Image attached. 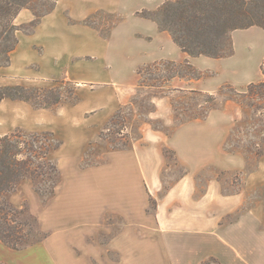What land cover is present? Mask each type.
Listing matches in <instances>:
<instances>
[{
	"label": "rangeland",
	"instance_id": "374dc122",
	"mask_svg": "<svg viewBox=\"0 0 264 264\" xmlns=\"http://www.w3.org/2000/svg\"><path fill=\"white\" fill-rule=\"evenodd\" d=\"M155 11L142 9L132 17L152 20L143 14ZM53 12L51 28L38 35L35 44L17 45V67L0 76V89L13 88L10 95L29 99L13 100L22 104L15 114L0 113V135L17 129L49 132L60 146L51 155L60 171L53 195L42 193L43 185L30 180L7 195L23 212L22 220H37L47 237L55 232L85 242L94 230L86 222L88 211L72 199L75 187L99 177L112 152L148 143L162 146L164 190L185 176L197 179L201 193L208 183H218L225 196L241 194V212H255L264 226V98L251 100L245 87L219 85L227 75L221 66L207 69L188 59L143 63L144 55H156L157 46L136 47L131 46L132 38L120 39L116 31L131 23L122 26L119 14L99 11L82 18L85 9L78 0H33L14 22L18 44L21 37L35 34L42 19ZM26 15L32 18L29 22ZM36 15L43 17L34 29ZM235 26L217 50L225 57H200L217 62L227 58ZM5 59L0 56V62ZM186 61L203 77L192 79ZM227 85L231 87L221 90ZM56 98L59 103L50 105ZM45 241L27 249L44 247Z\"/></svg>",
	"mask_w": 264,
	"mask_h": 264
},
{
	"label": "crops",
	"instance_id": "0c3cea01",
	"mask_svg": "<svg viewBox=\"0 0 264 264\" xmlns=\"http://www.w3.org/2000/svg\"><path fill=\"white\" fill-rule=\"evenodd\" d=\"M78 1L85 9L82 18L103 11L121 15V25L131 23L116 31L120 39L132 38L131 46H157L156 55H144L143 63H179L188 59L207 69L221 66L227 75L218 84L229 83L238 88L263 80V28L233 31L232 55L217 62L189 57L167 32L159 30L156 22L132 17L142 9L158 10L165 0ZM54 12L42 19L35 34L21 37L18 48L25 42L35 44L38 35L51 28ZM31 19L26 15L24 20ZM127 45L123 48H129ZM16 54V50L11 53L10 66H0L1 77L17 67ZM21 106L4 99L0 113L15 114ZM165 166L161 145L146 143L112 152L100 176L78 184L71 194L78 207L88 211L86 222L93 225L92 237L89 234L85 242H73L70 237L55 236L57 233L53 232L44 247L41 244L23 250H12L0 241V264H203L211 258L221 264H264V226L255 212H241V194L225 196L218 183H208L201 193L197 179L190 176L164 190ZM237 214L236 219L230 220ZM103 237L108 238L103 241Z\"/></svg>",
	"mask_w": 264,
	"mask_h": 264
},
{
	"label": "trees",
	"instance_id": "16d2710c",
	"mask_svg": "<svg viewBox=\"0 0 264 264\" xmlns=\"http://www.w3.org/2000/svg\"><path fill=\"white\" fill-rule=\"evenodd\" d=\"M32 1L0 0V56L5 55L6 58L0 62V66L10 64L11 53L18 45L16 33L19 29L14 22ZM41 17L36 15L37 20L31 23L32 28H36ZM143 17L154 20L161 31L170 33L174 42L190 57L223 58L225 56L217 53V50L232 24L238 26L231 33L251 27L264 29V0H165L157 11L145 13ZM232 53L233 50L229 56ZM185 65L191 69L194 75L192 79L203 77L188 61ZM262 73L264 76V64ZM225 87L231 86H224L221 90ZM12 90L10 87L0 89L3 92L0 102L7 98L29 100L10 95ZM245 95L251 100L263 99L264 82L250 84ZM58 103L59 98H56L50 105ZM59 147L54 135L49 132L29 134L17 129L11 134L0 135V241L12 250L34 246L45 240L47 235L41 233L37 220L23 221V212L6 197L26 180L42 184L40 191L53 195L60 171L51 155ZM209 261L221 264L214 258ZM204 264H208V261Z\"/></svg>",
	"mask_w": 264,
	"mask_h": 264
}]
</instances>
